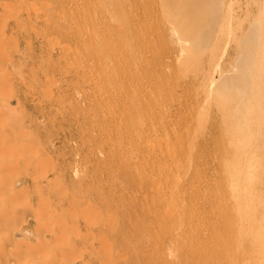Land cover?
<instances>
[{
	"label": "bare ground",
	"instance_id": "1",
	"mask_svg": "<svg viewBox=\"0 0 264 264\" xmlns=\"http://www.w3.org/2000/svg\"><path fill=\"white\" fill-rule=\"evenodd\" d=\"M226 2L227 0H154V8L151 7L150 9L152 12L157 11L158 13L162 10L170 25L178 33L179 40L190 43L192 48L196 49L206 39L210 40L212 38L214 34L213 26L217 23L220 17V9L226 5ZM54 5L60 10L62 15L45 18V26L47 27L48 24L49 28V31H46L48 33L54 32L60 39L63 38L66 42H69L70 46H73V51L68 52L65 47L59 48V61L48 58L46 67L44 66L40 70L46 75L49 74L46 76L48 81H50L49 84L51 81H55L52 77L53 73H59L65 78L68 75L71 76L77 86L75 89L72 88L74 89V95H77L76 97H78V101L83 107L86 105L84 108L87 109V112L82 114L83 118L92 126V131L87 135L83 134L82 138L85 141L93 140L99 142L108 148V151L102 150L97 155L95 153L93 157L96 163H101L104 166L103 171L98 170L99 176L102 177L105 173L109 175L113 182H117L118 176L112 173L115 167L133 169V164L130 161L121 160V156L127 152L126 148L128 146L126 143L130 139H134V142L142 140L145 136L152 134L155 126L160 127L163 125L161 121L157 124L154 121L137 123L131 117L149 106V103L144 100L140 102L134 100L137 89L143 85L141 75L149 70L147 65L138 66L135 62L140 57L139 55L145 52L144 50H150L149 41L147 40L148 34L143 31L141 33L142 41H133V37L139 35V26L144 25L142 11H144L145 7L141 0H51L49 3L43 2L41 7L44 9V13H48ZM3 6L5 9V4ZM27 13L29 14V11ZM17 15H14V17L16 18ZM1 23L5 24L2 21ZM258 23H261L259 28ZM224 29L228 31L229 36L233 33L231 37L238 48L237 51L241 54L239 59H241L240 63L245 72H248L246 69L254 67L257 78L255 80L254 77V80H252L250 71L245 77L228 79L231 82L227 84L225 82L222 90L233 93L232 95L235 97H231L226 102L217 101L215 104L221 112L222 119L220 121L210 120L214 124L213 129L217 132H220L223 128L225 129L223 132L224 141L218 143L216 147L218 153L216 165L219 169L218 175L220 179L214 182L212 178L205 177L206 172L200 166L202 154H204L201 148L199 154L195 156L197 165L191 164L190 174L183 180V184L182 180L179 184L187 191L184 192V190V194H181L180 198H174L176 206L181 207V210L168 217L180 216L182 218L185 213L183 209L188 203L198 204L200 208L192 217H189L191 225L189 226L190 234L187 238L195 248L192 254L194 256L189 258V264L201 262L202 264H264V37L261 46L259 45V54L255 63L252 61L254 50L249 52L250 49L246 48L249 42L256 37L257 29L264 31V0L248 1L242 15L233 16L232 13H228L221 21L220 30ZM3 40H5V37L2 33L0 35V93L5 95L8 93L9 95L13 91L15 92L16 87V84L12 82L13 78H10V74L20 76L24 82L28 81L23 77L22 68L24 66L20 57H18L19 61L17 59L18 63H16V59H13L14 55L3 51L5 49ZM47 41L50 42L49 39ZM52 46L54 47L53 44ZM172 49L170 48V51L163 54L166 55V58L164 59V65L160 64L161 69H168V63L176 53ZM136 52L140 53L137 54ZM73 53L76 55L73 57L74 61L71 64H66L63 72L57 70V63L66 61L68 56ZM125 65L128 67L124 68ZM38 72V69H33L30 77H36ZM32 79L37 84L36 78ZM165 83V81H157L154 86L161 87ZM213 83L214 80L211 79V84ZM51 84L53 85V83ZM254 84L256 90L253 92L254 89L252 90L251 87H254ZM71 86L70 83L66 85L70 90ZM60 88L62 91L58 92H63L62 88L64 87ZM49 91L51 92V90ZM71 91L73 92V90ZM153 92L152 86L146 89L147 94H152ZM64 93L65 91L63 92V97L65 96ZM239 94L243 95L244 98L239 96ZM1 97L0 117L2 119L5 114L3 117L1 114L5 112L4 109L7 110L6 108L9 107L10 103ZM238 97H240L239 99L243 98V100H239ZM54 98L55 100L57 99L55 96ZM245 99L249 101L244 108L241 104L244 103ZM1 110L3 111L1 112ZM11 120V124L12 122L18 123L12 118ZM166 122L167 125L172 124L170 119ZM8 127L10 129L12 126ZM1 130L3 128L1 129L0 127ZM211 134L214 136L215 133ZM2 138H0V142L4 140ZM209 139V136H207L205 143ZM8 142L11 143L12 140ZM2 143L0 154L4 153L2 155L8 154L10 156L9 152L13 145ZM16 148L18 150L19 148L22 149L19 146ZM29 148L31 149L32 146H29ZM24 150L26 151V148L22 149V155L26 156L27 154L28 156L29 152L32 154L35 149L32 148L31 151L27 149V151L29 150L27 153ZM15 152L18 154L17 150ZM159 152L162 153V150L159 149ZM2 155L0 156L2 157ZM7 156L6 158L9 160ZM1 157V165H4L6 162L4 163ZM164 159L174 164L177 161V155L165 152ZM11 164L8 165L10 166ZM8 165L5 164L4 166ZM162 171L163 178L161 181L166 186L172 185L173 178L169 177V174L164 169ZM2 177H4V174ZM8 180L10 179L3 181V185L2 183L0 185L5 188L4 183H7ZM51 182L52 180H48V185L53 189L57 184L53 185L54 182ZM99 182L100 186L104 187L102 179ZM145 182H149V179H145ZM6 188L3 191H6ZM56 188L54 187L55 190L53 191L56 192ZM10 190L7 189L5 192L8 196H3L1 191L0 195L3 198L9 197V194L13 195V193L18 195L14 190V192L10 193ZM65 190L67 191V189ZM97 192H99L96 194L98 195L97 198L101 199L98 201V205L96 203V206H93L95 204L90 205L92 202L89 200V202L87 201L88 203L84 201L91 216L87 214L90 216L89 218H86L87 215L83 217L86 233L80 247L83 246L84 250L88 251L87 257L90 260L95 256V252L99 254L98 257L97 255L95 257L100 261V264H108L110 262L109 258L112 260L113 255L110 254V257L108 255L109 258L104 256L112 253L109 250V253L106 252L110 248L109 246H112V241L116 242V238H120L124 243V240H126L127 243L125 242V245L127 246L124 248L130 246L131 248L128 247L129 250L126 248L128 253L131 250L134 252V235L144 229V227H142L143 223L141 221L129 213L125 217L126 223L124 227L118 229L116 224L117 217L122 216L121 218H123L125 216L119 209L120 201L121 203L123 202L124 194L115 189L109 192L98 189ZM56 193L57 198L52 199L51 197V200L47 199V201L39 194L38 208L36 210L25 208L24 212H22L16 207L13 208L15 204L13 205L12 203L13 206L4 204L0 207V246L1 244L3 246V248L1 246L2 250L0 249V264H64V262L75 264L76 260L74 258H78V256L76 257V252L81 249L79 246L76 247V245L69 246L70 240L68 243L66 239L73 231L76 233L77 228L78 231L80 230L77 223L71 221L70 217L73 212L70 213V211L80 203L72 204L70 197L71 203L67 202V204L64 199L61 201V193L65 194L62 187ZM155 194L160 200L167 203L173 202V198L168 196L173 195V192L159 191V193L156 192ZM10 200L13 199L9 197L6 201ZM182 204H184L183 208ZM114 208L116 210L113 214H102V210L108 212ZM28 210L31 213L30 215L36 219L37 225L33 233L36 240L29 243L28 248L22 249L24 251L17 249L18 252L10 246L15 247L19 241L21 244L23 242L27 244L24 240H17L16 233L28 230L24 229L23 221H20L25 218L23 215ZM120 239L119 241H121ZM60 242H65L64 244L62 243L65 250L61 251L62 249H58L60 251V256L58 257L56 249L59 248L60 245L58 246L57 244H60ZM144 243L147 247L146 255L148 257L157 248L153 246L154 243L151 239H146ZM102 250L106 252L105 255H103L104 251L102 252ZM110 250H112V247ZM100 252H102L101 256ZM41 253L45 255V258L42 259ZM74 253H76L75 257L73 256ZM16 254L17 257L19 256V261L17 260L15 263L13 260L14 258L15 260L17 259ZM40 256L41 260H39ZM72 256L74 257L72 258L74 262L72 260V262L69 261ZM103 258H106L105 261ZM135 258L137 259L138 256H135ZM89 259H83L81 264H90ZM140 259L136 262H141ZM141 260H144L143 257Z\"/></svg>",
	"mask_w": 264,
	"mask_h": 264
},
{
	"label": "rangeland",
	"instance_id": "2",
	"mask_svg": "<svg viewBox=\"0 0 264 264\" xmlns=\"http://www.w3.org/2000/svg\"><path fill=\"white\" fill-rule=\"evenodd\" d=\"M50 1L0 0V19L3 23H7L5 25L0 21V35L3 33L6 40H3L5 42L3 44L5 47L3 51L14 55L13 59H16V63H18L17 59L19 61L18 57H20L24 66L22 68V72L24 73L23 77L28 81L24 82L20 76L10 74V78H13L12 82L16 84L15 92L10 93V97L8 93L6 95L0 93V97L2 96L10 103L9 107L6 108L8 111L4 109L6 113L1 114L2 117L4 114V117L7 116L2 119L0 117L2 121H0V127L1 129L3 128L0 131V138L3 137V143H9L8 141L11 142L12 140L9 144L13 145L10 152L8 151L10 156L8 154V156L6 154L2 155L4 153L0 154L2 155L0 157L3 158L6 165L13 162L10 166L8 165L9 167H5L4 163H2L4 165H1L0 162V184L2 183L3 185V181L10 179L7 183H4L5 188L7 187L6 191L7 189L10 190L11 187L10 193L16 191L19 195H14L13 193V196L9 194L10 199L12 198L13 200L6 201L9 197L3 198V196H8V194L5 193L6 191H3L5 188L0 185V191L2 192L0 193L3 195H0V207L4 204L8 206L15 204L17 206L14 205L13 208L16 207L22 212H24L23 210L25 208L36 210L38 208L39 194L42 195L43 199H46L45 201L47 199L51 200V197L54 199L57 196L56 192L62 187L65 194H59L62 196L61 201L64 199L66 203H71V201L72 204L80 203L70 211V213L73 211L74 213L72 212V214L75 215V218L74 215H70L71 221L77 223L80 230L78 231L77 228L76 233L73 231L70 234L71 237L69 236L70 238L68 237L66 239L68 243L70 240L69 246L76 245V247H80L86 233L83 217H86L87 214L90 215L89 210L86 208V203L90 201L92 202L90 205H93V203L95 204L93 206H96V203L98 205V201L101 200L96 195L99 193L97 192L98 189L104 192L115 189L124 194V199L122 203L120 201L119 209H121L122 214H125V216L123 218H121L122 216L117 217V219L115 218L118 229L124 227L126 223L125 217L129 213L143 223L142 227L144 229L136 232L137 234L134 235V252L131 250L132 253L130 251L128 253L129 248H131L130 246H128L129 248L126 247L128 250L124 248L127 246L125 245L127 243L126 240H124L126 243H123L120 238H116V242L112 241V246H109L110 248L112 247V250L110 248L106 250V252L109 250L112 253L108 252L109 254L104 256L108 257L109 255L110 257V254L113 255L112 260L108 257L110 260L108 264H189V258L194 256L192 254L195 251L194 246H192L190 240L188 241L187 238L190 234L189 226L191 225L189 217H192L200 208L198 204L188 203L183 209L185 213L182 215V218L180 216H168H172L176 211L181 210V207L176 206L174 198H180L181 194H184L183 191H187L179 186V184L181 180L183 184V180L190 174L191 164L194 166L197 165L195 156L199 154L201 148L204 154H202V163L200 166L206 172L205 177L212 178L214 182L220 179L218 175L219 169L216 165L218 158L216 147L218 143L224 141L223 132L225 129H221L220 132L213 129L214 124L210 120L215 119L216 121H220L222 119L221 112L215 103L217 101L226 102L231 97H235L232 95L233 93L222 90L225 82L226 84L231 82L228 79L245 77L250 71L252 80H254V77L255 80L257 78L254 67L246 69L248 72H245L241 66V59H239V55L241 54L237 51L238 48L235 46V42L231 37L233 33L229 36L226 29L220 30L221 21L228 13H232L233 16L242 15L248 1L252 0H227L226 5L220 9V17L217 23L213 26L214 34L212 38L210 40L206 39L196 49H193L190 43L179 40L178 33L170 25L162 10L160 13L151 11L150 8H154L155 5L154 0H141L145 7L144 11H142L144 25L139 26V35L134 36L133 41H142L141 33L145 31L148 34L147 40L149 41L150 50H144L145 52L139 55L140 57L135 62L138 66L147 65L149 70L141 75L143 85L137 89L134 100L136 102L144 100L149 103V106L147 109H143L142 112L135 113L131 117L137 123L154 121L157 124L161 121L163 125L160 127L155 126L152 134L145 136L142 140H136L134 142V139H130L126 143L128 146L126 148L127 152L121 156V160L130 161L133 164V169H119L115 167L112 173L118 176L117 182H113L109 178V175L105 173L102 177L99 176L98 170L103 171L104 166L101 163H96L93 157L95 153L97 155L102 150L108 151V148L99 142L93 140L85 141L82 138L83 134L87 135L92 131V126L83 118L82 114L87 112V109L84 108L86 105L83 107L78 101L77 95H74V89L77 86L71 76L68 75L65 78L59 73H53V76H51L56 82L54 80V82L51 81L53 83L52 85L51 83L49 84L50 81L46 78L49 74L46 75L40 70L44 66L46 67L48 58H53L54 60L59 59V48L65 47L68 52L73 51V46H70L69 42H66L63 38L60 39L54 32H47L49 28L48 24L47 27L45 26L44 19L62 15L56 5L48 13H44L41 4L43 2L49 3ZM4 4L5 9L3 8ZM27 11H29L30 15ZM14 15H17L16 18ZM258 24L259 28L261 23ZM2 26L4 28L7 27L4 29ZM263 37L264 31L257 29L256 37L246 46L247 49H250L249 52L252 50L255 52L253 55L254 60L252 59L254 63L258 58ZM54 38L55 40H53ZM48 39L50 42L47 41ZM170 48L176 51V53L169 61L168 69H161L160 64L164 65V59L166 58V55L163 54L170 51ZM136 53L138 54L140 52ZM75 56L73 53L68 56L66 61L62 63L58 62L56 69L63 72L66 64H71ZM32 67H35L33 69H38L39 71L36 77H30V73L33 70ZM127 67L126 65L124 66V68ZM32 78H36L37 84ZM211 79L214 80L213 84H211ZM157 81H165L166 83L161 87H155L154 84ZM67 83L72 85L71 90L73 92L66 87ZM150 86L153 87L154 92L147 94L146 89ZM253 86L251 89H254V92L256 86L255 84ZM60 87L65 88V90L62 88L63 92L65 91L64 97L63 92H58L62 91ZM53 95L57 98L56 100ZM57 95L61 96L59 97ZM239 96L244 98L243 95L239 94ZM62 98L64 99L62 100ZM243 98L239 100H243ZM248 101L245 99L244 103L241 104L242 107L245 108ZM11 118L18 123L12 122L11 124ZM169 119L171 120V125H167L166 121ZM8 126L12 127L9 129ZM212 131L215 133L214 136L211 134L213 133ZM2 133H5L4 136ZM6 134L8 135L6 136ZM207 136L210 139L205 143ZM2 141L0 142V147H2ZM23 145H28L27 147L24 146L26 148V151L24 150L25 153L29 150L31 151L32 148L35 150L32 151V154L29 152L28 156L27 154L26 156L22 155ZM17 146L22 147V149L19 148L18 150L16 148ZM29 146H32V148L30 149ZM27 149L29 150L27 151ZM159 149L162 150V153L159 152ZM16 150L18 154L15 152ZM20 150L21 152H19ZM24 152L23 154H25ZM165 152L177 155V161L174 164L167 162L164 159ZM143 157L145 158L143 159ZM0 161L2 160L0 159ZM10 161L11 163H9ZM135 165L137 166L136 168ZM163 169L169 174V177L173 178L172 185L166 186L161 181L163 178ZM3 174L6 179L2 177ZM1 177L5 180L2 179L1 181ZM99 178L102 179L104 187L100 186ZM145 179H149V182H145ZM48 180H52L54 182L53 185L57 184L54 186L55 188L56 186L59 187L56 188V192L53 191L55 190L54 187L51 189L48 185ZM159 191L173 192V195H168L170 198H173V202L167 203L160 200L155 194L156 192L159 193ZM4 199L6 200L3 201ZM115 210L116 208L108 212L102 210V214H113ZM30 214L28 210L23 215L25 218L20 220L23 221L22 225L24 229L28 230L16 233V239L24 240L27 244L25 242L21 244L20 241H16L18 242L17 245L20 244V247L17 245L15 247L9 245L14 250L16 249L15 251L28 248V244L36 240L35 234H33L37 225L36 219ZM88 215L86 218L91 216ZM146 239H151L154 243L153 246L157 248L148 257L146 255L147 247L144 243ZM62 243L64 244L65 242ZM62 243L57 244L60 246L56 251L58 249H62L61 251L65 250ZM122 244H124L123 247ZM1 246L0 249L2 250L3 246L2 248ZM61 246L63 247L60 248ZM80 249H83V252L81 250L76 252V257L78 256V258H74L76 254L74 253V257L72 256L69 261L74 258L76 261H72L75 264H81L83 259H89L87 257L88 251L86 249L84 250L83 246ZM58 252L55 253L59 257L60 251ZM102 252H100V256ZM106 252L104 251L103 255ZM94 255L98 257L99 254L94 252ZM15 256L17 257V254ZM41 256L42 259L45 258L44 254ZM41 256L39 260H41ZM95 256L91 260L89 259L90 264H100V261ZM135 256H138V258L136 259ZM164 256L165 258H163ZM18 257L16 260L14 258L13 262H17ZM142 257L144 260H141ZM105 259L103 258L104 261ZM138 259L141 262H136ZM34 260L36 261L35 258ZM196 264H202V262Z\"/></svg>",
	"mask_w": 264,
	"mask_h": 264
}]
</instances>
